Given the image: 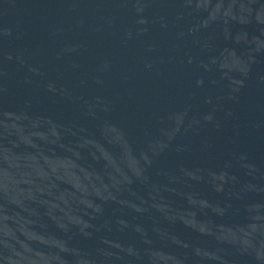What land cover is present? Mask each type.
<instances>
[{
	"label": "water",
	"instance_id": "obj_1",
	"mask_svg": "<svg viewBox=\"0 0 264 264\" xmlns=\"http://www.w3.org/2000/svg\"><path fill=\"white\" fill-rule=\"evenodd\" d=\"M0 264H264V0H0Z\"/></svg>",
	"mask_w": 264,
	"mask_h": 264
}]
</instances>
